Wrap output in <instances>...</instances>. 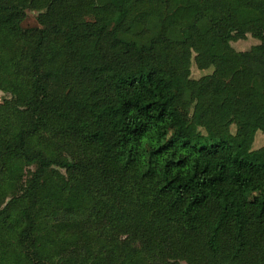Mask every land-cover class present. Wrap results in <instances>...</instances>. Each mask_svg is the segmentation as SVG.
<instances>
[{"label": "trees", "instance_id": "trees-1", "mask_svg": "<svg viewBox=\"0 0 264 264\" xmlns=\"http://www.w3.org/2000/svg\"><path fill=\"white\" fill-rule=\"evenodd\" d=\"M263 11L0 0V264H264Z\"/></svg>", "mask_w": 264, "mask_h": 264}, {"label": "rangeland", "instance_id": "rangeland-1", "mask_svg": "<svg viewBox=\"0 0 264 264\" xmlns=\"http://www.w3.org/2000/svg\"><path fill=\"white\" fill-rule=\"evenodd\" d=\"M37 15H38V12L36 11H28L27 19L25 20L24 25L26 26L37 25L38 24ZM261 19H262V22L264 23V11L261 14ZM256 42H257L256 39L252 37H248L247 39L242 40V41H238V42L235 41L233 43V46L238 50H247L251 48ZM202 74L203 72L201 70L197 69L195 66L193 67L192 76L194 78H199ZM6 97H8V95L0 90V103L3 102ZM263 144H264V139H256L255 141L256 147H260ZM114 259L115 257L113 254H108L103 258V264H113Z\"/></svg>", "mask_w": 264, "mask_h": 264}]
</instances>
